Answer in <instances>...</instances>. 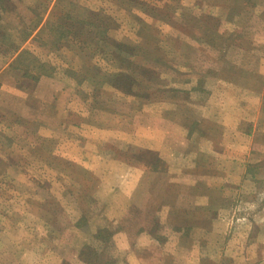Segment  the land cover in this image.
I'll return each mask as SVG.
<instances>
[{"label": "rangeland", "instance_id": "374dc122", "mask_svg": "<svg viewBox=\"0 0 264 264\" xmlns=\"http://www.w3.org/2000/svg\"><path fill=\"white\" fill-rule=\"evenodd\" d=\"M0 264H264V0H0Z\"/></svg>", "mask_w": 264, "mask_h": 264}, {"label": "trees", "instance_id": "16d2710c", "mask_svg": "<svg viewBox=\"0 0 264 264\" xmlns=\"http://www.w3.org/2000/svg\"><path fill=\"white\" fill-rule=\"evenodd\" d=\"M37 27H38V26H37ZM37 27H36L35 29H33V30H34V31L37 30L36 33H37V35H38V34H40V33L42 32V30H43L42 28H43V27H42V26H41V27L39 26L38 28H37ZM33 30L30 29V30H28V31L25 33V35L22 37V41H21V43H24L28 38H30V37L32 36V33H34ZM32 31H33V32H32ZM17 48H18V46L15 45V48H14V49L17 50ZM107 235H108V234H107ZM103 236H104V235H101V231H100V230H97V231L95 232V234L93 235V237H95V238H99V240H102V239L105 240V239L103 238ZM109 236H110V234H109ZM105 238H106V236H105ZM107 238H108V236H107ZM107 238H106V239H107ZM87 248H88V247L85 248V252H84V250L80 251L79 254H80L81 258H83L82 256H84V255H86V254H88V253H90V252H91V253L93 252V251H88V252H87Z\"/></svg>", "mask_w": 264, "mask_h": 264}, {"label": "crops", "instance_id": "0c3cea01", "mask_svg": "<svg viewBox=\"0 0 264 264\" xmlns=\"http://www.w3.org/2000/svg\"><path fill=\"white\" fill-rule=\"evenodd\" d=\"M248 182V181H247ZM261 210H263V209H261ZM262 213H263V211H262ZM247 241H249V240H247ZM251 245V244H250Z\"/></svg>", "mask_w": 264, "mask_h": 264}]
</instances>
